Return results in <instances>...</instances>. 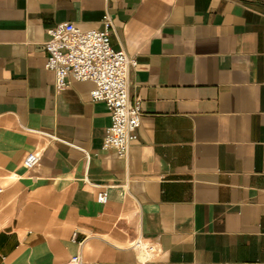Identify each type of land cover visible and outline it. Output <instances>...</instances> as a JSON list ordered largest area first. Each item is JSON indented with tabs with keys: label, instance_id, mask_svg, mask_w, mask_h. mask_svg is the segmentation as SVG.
<instances>
[{
	"label": "crops",
	"instance_id": "0c3cea01",
	"mask_svg": "<svg viewBox=\"0 0 264 264\" xmlns=\"http://www.w3.org/2000/svg\"><path fill=\"white\" fill-rule=\"evenodd\" d=\"M105 18L136 61L124 158L93 83L44 66L49 29ZM0 188V264H136L138 238L153 264H264V0H0Z\"/></svg>",
	"mask_w": 264,
	"mask_h": 264
},
{
	"label": "built area",
	"instance_id": "2783aa9c",
	"mask_svg": "<svg viewBox=\"0 0 264 264\" xmlns=\"http://www.w3.org/2000/svg\"><path fill=\"white\" fill-rule=\"evenodd\" d=\"M110 21L105 18L101 29H82L72 22H60L48 30L49 39L44 42L46 52L44 66L54 73L57 90L68 86V80L90 81L92 101L102 102L110 115V123L102 141V149H114L124 158L130 145L138 139L141 124V103L129 100L128 74L136 65L134 58L114 49L109 41ZM39 160L36 153L28 154L23 166L32 168ZM1 192V188H0ZM104 190L96 194V201L105 203ZM71 239L76 241V233ZM132 248L139 251L136 264H153L150 257L157 250L153 244L138 238ZM66 264H84L79 255Z\"/></svg>",
	"mask_w": 264,
	"mask_h": 264
}]
</instances>
